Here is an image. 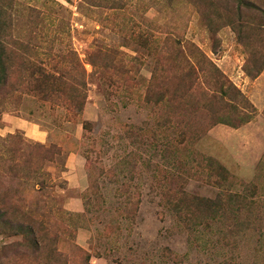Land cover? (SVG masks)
Here are the masks:
<instances>
[{"label":"rangeland","instance_id":"obj_1","mask_svg":"<svg viewBox=\"0 0 264 264\" xmlns=\"http://www.w3.org/2000/svg\"><path fill=\"white\" fill-rule=\"evenodd\" d=\"M11 2L0 8L10 72L0 89V264H264V0L242 13L227 0ZM76 58L88 81L82 111L62 104ZM38 69L59 72L51 103L29 92ZM218 116L227 123L212 126ZM35 144L61 150L42 161V189L31 179ZM69 157L83 160L74 180L85 188L70 186ZM209 159L228 174L210 176ZM72 197L82 212L66 208ZM33 214L42 255L28 234Z\"/></svg>","mask_w":264,"mask_h":264},{"label":"trees","instance_id":"obj_2","mask_svg":"<svg viewBox=\"0 0 264 264\" xmlns=\"http://www.w3.org/2000/svg\"><path fill=\"white\" fill-rule=\"evenodd\" d=\"M166 1H169L166 2ZM228 3L230 2H234L237 5V9L238 12L242 13L243 10L248 9L249 7V3L247 2V0H227ZM7 2V6L9 7H13L11 5V0H0V8L1 6H3V4ZM161 5L162 6H169L172 5V0H160ZM2 15V11L0 10V16ZM1 18V17H0ZM1 26H3V24L1 23L0 20V89H5L8 87L9 85V76H10V72L8 67L6 66V68L4 67V60L3 57L6 54L7 51V47L6 44L2 38L3 36V31L1 30ZM208 30L211 33H215L216 29L213 26V21L208 22L207 25ZM238 35L240 38H238L240 41H245V39H248L247 37H245L243 30H239ZM179 41L177 40L176 43H178ZM213 42L216 43V38L213 36ZM180 44V43H179ZM96 52L99 51H95L93 53V55H95ZM72 58V57H71ZM93 66L95 67L96 65V61L91 60ZM76 67H77V71H78V76H77V83H76V87L74 90V97L72 95V97H70L68 103H62L63 106H65V108L68 110V107L72 108V111H82L84 109V106L86 104V100H87V96H88V81H87V74L86 71L83 67V64L80 62V60H78V58H76ZM98 63V62H97ZM99 64V63H98ZM101 67V66H99ZM259 73V72H258ZM59 72L57 73L56 70L54 69H50V70H46V69H38L35 70V72H32V77H33V81L30 85L31 90L29 92L35 94L36 96L38 95H42V98H40L41 101L44 102H52L54 101V99L52 98V95L54 94V92H56L58 89L57 87L59 86V82H57L59 80V76H58ZM37 76V77H34ZM106 74L104 75L103 72H101V78L106 81L105 78ZM8 96L7 93L4 94V98H6ZM72 98L74 99V101H72ZM72 101V102H71ZM3 103V101H2ZM0 103V107L1 109L4 107H6V104H2ZM73 103V104H72ZM72 104V105H71ZM75 108V109H74ZM68 117L70 119H74L75 117V112H70V114L68 115ZM213 117V116H212ZM217 123H222L225 124L227 123L225 118L223 116H218L217 118H212V126L214 124ZM84 128H86V124L84 125ZM60 151L55 145H49V146H44V145H38L35 144L31 147V163H32V173H31V179L33 180V185H41V189L42 187V183H43V177L41 174V170L42 168V161L44 160H48L51 159L53 157V155H55L56 153L60 154ZM209 167H210V176L216 175L217 177H222L223 173L226 175L228 174V171L221 166L219 163H216L214 160L209 159ZM214 170L220 171L219 173H215ZM41 189L36 191V194L41 192ZM33 193V192H32ZM36 194L33 193V196H35ZM193 200H195V202H204L203 200L199 199V198H194ZM208 204H210L211 207H219L218 209L215 208L216 211H214V213L212 214V216L214 218H216L218 215H220V206L219 204L215 203L212 200H208L207 201ZM65 214L64 210L60 209L58 211H56V215L57 216H61ZM11 219V217H10ZM29 221L32 222V224L34 225V229L28 231V234L30 237L35 238L34 242L32 243V247H34V252L35 253H40L41 255L43 253H41V250L43 252L45 245H42L40 242L43 241L45 242L46 239H42L41 236V229L44 228L43 224L41 223L39 226H36L35 224H37V220H38V215H31L27 218ZM4 220V221H2ZM7 222H9V220L5 221V216L2 217V219H0V225L1 224H5V228L4 229H8L7 227ZM200 225H205L204 222H202ZM40 237H39V236ZM36 250V251H35ZM87 258H91L90 256H88Z\"/></svg>","mask_w":264,"mask_h":264},{"label":"crops","instance_id":"obj_3","mask_svg":"<svg viewBox=\"0 0 264 264\" xmlns=\"http://www.w3.org/2000/svg\"><path fill=\"white\" fill-rule=\"evenodd\" d=\"M13 124L16 126V128L22 129L24 132H26V134L32 139H36L38 141H44L46 138V135L43 131H41L40 129L37 128V126L27 121H23V120L19 121L13 119ZM67 166L69 168V173H71L70 178H68V181L70 180V186H73L75 189H77V187H79V189H81V187L85 188L86 186L85 180L82 179L81 184H79L80 182L78 181L76 182L74 180V175L82 178L81 176L82 170L84 169L83 160L69 157ZM66 208L73 212L83 211V206L81 201L80 200L77 201V198H73V197L67 201Z\"/></svg>","mask_w":264,"mask_h":264}]
</instances>
